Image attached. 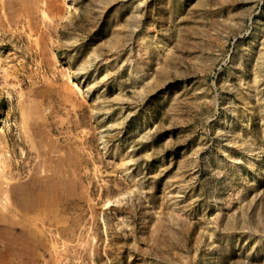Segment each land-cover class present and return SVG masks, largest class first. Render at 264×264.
<instances>
[{
    "label": "rangeland",
    "instance_id": "374dc122",
    "mask_svg": "<svg viewBox=\"0 0 264 264\" xmlns=\"http://www.w3.org/2000/svg\"><path fill=\"white\" fill-rule=\"evenodd\" d=\"M0 264H264V0H0Z\"/></svg>",
    "mask_w": 264,
    "mask_h": 264
},
{
    "label": "bare ground",
    "instance_id": "6f19581e",
    "mask_svg": "<svg viewBox=\"0 0 264 264\" xmlns=\"http://www.w3.org/2000/svg\"><path fill=\"white\" fill-rule=\"evenodd\" d=\"M17 189H20V187H17ZM20 196L21 197H23V196H26L25 195V193H21L20 194ZM3 239H5V238H3ZM5 241H6V250L9 252L10 250H8V248H10V245L8 244V242H7V240L5 239ZM19 249H16L15 250V253H19V254H24L25 252H27L28 251V249H30V245L28 244V243H25V242H21V246L20 247H18ZM11 249V248H10ZM13 249V248H12Z\"/></svg>",
    "mask_w": 264,
    "mask_h": 264
}]
</instances>
